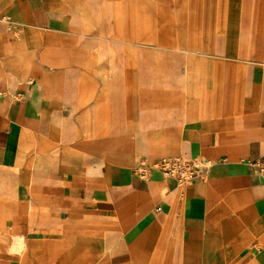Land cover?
<instances>
[{
  "label": "crops",
  "instance_id": "crops-1",
  "mask_svg": "<svg viewBox=\"0 0 264 264\" xmlns=\"http://www.w3.org/2000/svg\"><path fill=\"white\" fill-rule=\"evenodd\" d=\"M263 156L264 0H0V264H264Z\"/></svg>",
  "mask_w": 264,
  "mask_h": 264
},
{
  "label": "built area",
  "instance_id": "built-area-1",
  "mask_svg": "<svg viewBox=\"0 0 264 264\" xmlns=\"http://www.w3.org/2000/svg\"><path fill=\"white\" fill-rule=\"evenodd\" d=\"M245 163L252 172L264 179V156L258 159H247ZM208 160L184 156L162 157L153 161H139L133 173L143 180L150 178L152 172H158L166 179H172L178 186H188L204 177L210 166Z\"/></svg>",
  "mask_w": 264,
  "mask_h": 264
}]
</instances>
